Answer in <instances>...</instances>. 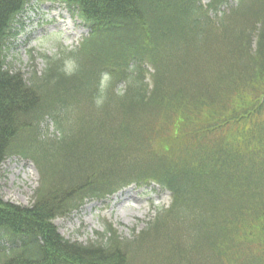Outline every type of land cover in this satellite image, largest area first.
Returning a JSON list of instances; mask_svg holds the SVG:
<instances>
[{
    "label": "trees",
    "instance_id": "1",
    "mask_svg": "<svg viewBox=\"0 0 264 264\" xmlns=\"http://www.w3.org/2000/svg\"><path fill=\"white\" fill-rule=\"evenodd\" d=\"M53 1L90 32L28 79L6 61L28 0H0V165L40 177L28 206L0 195V264H264V0ZM151 182L170 204L129 239L52 223Z\"/></svg>",
    "mask_w": 264,
    "mask_h": 264
},
{
    "label": "rangeland",
    "instance_id": "2",
    "mask_svg": "<svg viewBox=\"0 0 264 264\" xmlns=\"http://www.w3.org/2000/svg\"><path fill=\"white\" fill-rule=\"evenodd\" d=\"M51 1L29 0L26 10L13 27L16 34L6 45L8 66L12 71L19 70L28 79L33 73L42 72L44 56L49 57L58 50L66 53L73 51L89 31L88 27L81 25L77 17L68 13L63 3L59 5ZM146 69L148 73L152 72V67L146 66ZM103 79L105 84L111 81L107 77ZM145 81L149 83V77ZM116 83L115 81L114 90L122 91L123 83ZM231 87L230 85L228 88ZM41 130L42 136H52L55 133L49 120L42 121ZM53 154L54 152H51L50 155ZM4 162L0 165L2 199L12 204L28 206L33 200L34 190L40 184L39 171L31 160L18 155H13L9 157V162ZM118 192L106 199L86 200L83 206L73 210L68 216H58L54 219L53 225L65 239L80 243L95 240L97 233L103 232L106 223H111L122 238L129 239L133 233L136 234L137 230L146 226L145 223L151 218L153 210L159 208L158 204L170 202V198L167 200L164 193L154 194L146 187L129 186ZM143 192L145 193L142 194ZM151 197L154 199L153 203ZM147 198L150 199V204H153L152 208Z\"/></svg>",
    "mask_w": 264,
    "mask_h": 264
},
{
    "label": "bare ground",
    "instance_id": "3",
    "mask_svg": "<svg viewBox=\"0 0 264 264\" xmlns=\"http://www.w3.org/2000/svg\"><path fill=\"white\" fill-rule=\"evenodd\" d=\"M71 25H72V23H71ZM10 158H11V157H10ZM6 162H9V158H7V159L5 160L4 163H6ZM4 163H3V164H4Z\"/></svg>",
    "mask_w": 264,
    "mask_h": 264
}]
</instances>
